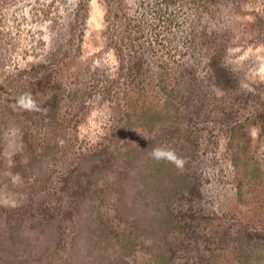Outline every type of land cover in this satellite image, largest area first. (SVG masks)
Here are the masks:
<instances>
[{"label":"rangeland","instance_id":"rangeland-1","mask_svg":"<svg viewBox=\"0 0 264 264\" xmlns=\"http://www.w3.org/2000/svg\"><path fill=\"white\" fill-rule=\"evenodd\" d=\"M0 264H264V0L0 4Z\"/></svg>","mask_w":264,"mask_h":264},{"label":"clouds","instance_id":"clouds-1","mask_svg":"<svg viewBox=\"0 0 264 264\" xmlns=\"http://www.w3.org/2000/svg\"><path fill=\"white\" fill-rule=\"evenodd\" d=\"M153 155L158 159L161 157H166L170 161L174 162L177 167H182L183 165V161L175 157L173 153H165L157 149V150H154Z\"/></svg>","mask_w":264,"mask_h":264},{"label":"trees","instance_id":"trees-1","mask_svg":"<svg viewBox=\"0 0 264 264\" xmlns=\"http://www.w3.org/2000/svg\"><path fill=\"white\" fill-rule=\"evenodd\" d=\"M13 2V0H0V4H5L6 6L8 5V3L9 2ZM156 168V167H155ZM173 178H176L175 176H173ZM179 191V190H178ZM179 192H181V191H179ZM171 193H173V189H172V192ZM174 195H175V191H174ZM170 196H173V195H170ZM165 197L161 200V201H158V207L160 208L162 205H164L165 203H164V201H165ZM156 205H157V203H156ZM162 216V215H161ZM161 220V219H160ZM126 233H127V231L125 232V230L121 233V236L122 237H124V236H126ZM164 234H166V233H164ZM240 238H242V236H240ZM167 241V240H166ZM165 242V241H164ZM6 256H8L7 254H5ZM2 257H3V255H1ZM160 256L161 257H164V255L163 254H160ZM167 260V259H166Z\"/></svg>","mask_w":264,"mask_h":264}]
</instances>
